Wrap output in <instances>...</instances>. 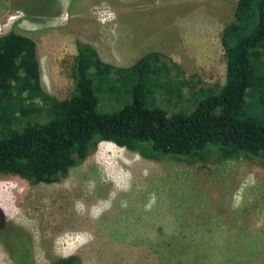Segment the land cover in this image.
<instances>
[{"label": "rangeland", "instance_id": "374dc122", "mask_svg": "<svg viewBox=\"0 0 264 264\" xmlns=\"http://www.w3.org/2000/svg\"><path fill=\"white\" fill-rule=\"evenodd\" d=\"M235 3L0 0V36L34 41L40 86L58 100L72 89L76 41L121 68L158 53L195 91L224 81L220 39ZM152 86L159 101L162 77ZM0 210L11 227L0 264H13L7 248L14 240L19 256L24 234L32 264L70 254L80 264H264V161L249 156L153 161L101 142L58 183L0 176Z\"/></svg>", "mask_w": 264, "mask_h": 264}, {"label": "trees", "instance_id": "16d2710c", "mask_svg": "<svg viewBox=\"0 0 264 264\" xmlns=\"http://www.w3.org/2000/svg\"><path fill=\"white\" fill-rule=\"evenodd\" d=\"M220 45L223 83L194 91L158 53L121 68L76 41L72 89L58 100L40 86L34 41L14 32L1 35L0 176L58 183L101 142L153 161L205 163L212 155L264 161V0H236ZM155 76L163 80L159 101ZM10 229L0 210V238L5 241ZM23 237L19 256L12 254L14 240L7 248L13 264H32ZM48 264L80 259L70 254Z\"/></svg>", "mask_w": 264, "mask_h": 264}, {"label": "crops", "instance_id": "0c3cea01", "mask_svg": "<svg viewBox=\"0 0 264 264\" xmlns=\"http://www.w3.org/2000/svg\"><path fill=\"white\" fill-rule=\"evenodd\" d=\"M175 65H178V63L174 62Z\"/></svg>", "mask_w": 264, "mask_h": 264}, {"label": "bare ground", "instance_id": "6f19581e", "mask_svg": "<svg viewBox=\"0 0 264 264\" xmlns=\"http://www.w3.org/2000/svg\"><path fill=\"white\" fill-rule=\"evenodd\" d=\"M107 171H105L106 173L108 172V169H106Z\"/></svg>", "mask_w": 264, "mask_h": 264}]
</instances>
